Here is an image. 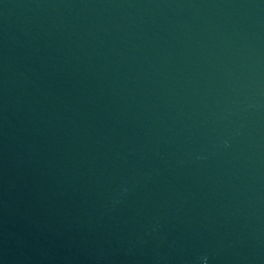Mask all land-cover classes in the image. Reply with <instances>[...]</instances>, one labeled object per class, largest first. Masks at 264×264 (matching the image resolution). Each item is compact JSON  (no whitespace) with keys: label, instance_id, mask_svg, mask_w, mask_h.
Masks as SVG:
<instances>
[{"label":"water","instance_id":"water-1","mask_svg":"<svg viewBox=\"0 0 264 264\" xmlns=\"http://www.w3.org/2000/svg\"><path fill=\"white\" fill-rule=\"evenodd\" d=\"M0 264H264V0H0Z\"/></svg>","mask_w":264,"mask_h":264}]
</instances>
